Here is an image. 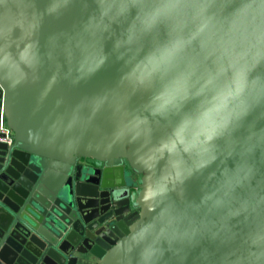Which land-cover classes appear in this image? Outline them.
<instances>
[{"label":"water","instance_id":"1","mask_svg":"<svg viewBox=\"0 0 264 264\" xmlns=\"http://www.w3.org/2000/svg\"><path fill=\"white\" fill-rule=\"evenodd\" d=\"M1 109L0 264H264V0H0Z\"/></svg>","mask_w":264,"mask_h":264},{"label":"built area","instance_id":"2","mask_svg":"<svg viewBox=\"0 0 264 264\" xmlns=\"http://www.w3.org/2000/svg\"><path fill=\"white\" fill-rule=\"evenodd\" d=\"M0 143L7 146L13 144L12 132L6 125L3 109L0 110Z\"/></svg>","mask_w":264,"mask_h":264},{"label":"flooded vegetation","instance_id":"3","mask_svg":"<svg viewBox=\"0 0 264 264\" xmlns=\"http://www.w3.org/2000/svg\"><path fill=\"white\" fill-rule=\"evenodd\" d=\"M78 164H84V162L81 161V159H80V160H78ZM127 174H129L128 177H126ZM133 175H135V176H133ZM129 176H131V177L134 179V182L132 183V186H133V187H137V186H138V183H137V182H138V180L141 178V175H138V174H132V171L129 170L128 166L124 164V179L127 180V178H129ZM133 179H132V180H133ZM118 182H119V180H118ZM129 190H130L129 192H132V188H130ZM136 191H137V190H136ZM136 191H135V192H136ZM131 194H132V193H131ZM131 210H132V209H131Z\"/></svg>","mask_w":264,"mask_h":264}]
</instances>
